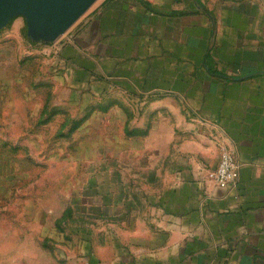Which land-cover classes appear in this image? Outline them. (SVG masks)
I'll return each mask as SVG.
<instances>
[{
    "label": "crops",
    "instance_id": "0c3cea01",
    "mask_svg": "<svg viewBox=\"0 0 264 264\" xmlns=\"http://www.w3.org/2000/svg\"><path fill=\"white\" fill-rule=\"evenodd\" d=\"M57 49L92 98L138 96L165 122L159 136L156 125L123 131L163 137L162 152H146L162 162L141 166L164 188L153 219L105 229L119 239L98 256L86 243L84 264H264V0H102ZM97 104L90 116L120 106ZM225 149L240 180L220 188Z\"/></svg>",
    "mask_w": 264,
    "mask_h": 264
},
{
    "label": "rangeland",
    "instance_id": "374dc122",
    "mask_svg": "<svg viewBox=\"0 0 264 264\" xmlns=\"http://www.w3.org/2000/svg\"><path fill=\"white\" fill-rule=\"evenodd\" d=\"M101 1L55 42L33 41L23 17L0 30V264H84L86 243L98 256L105 238L119 239L105 229L148 222L150 198L163 194L158 172L141 169L162 162L146 152H162L163 137L140 144L123 131L156 125L162 135L164 117L116 90L92 98L57 61ZM110 100L120 106L90 116Z\"/></svg>",
    "mask_w": 264,
    "mask_h": 264
},
{
    "label": "water",
    "instance_id": "95a60500",
    "mask_svg": "<svg viewBox=\"0 0 264 264\" xmlns=\"http://www.w3.org/2000/svg\"><path fill=\"white\" fill-rule=\"evenodd\" d=\"M98 0H0V30L23 17L27 35L36 42H55Z\"/></svg>",
    "mask_w": 264,
    "mask_h": 264
},
{
    "label": "built area",
    "instance_id": "2783aa9c",
    "mask_svg": "<svg viewBox=\"0 0 264 264\" xmlns=\"http://www.w3.org/2000/svg\"><path fill=\"white\" fill-rule=\"evenodd\" d=\"M214 180L220 188L237 186L240 180V163L233 151L225 149Z\"/></svg>",
    "mask_w": 264,
    "mask_h": 264
}]
</instances>
